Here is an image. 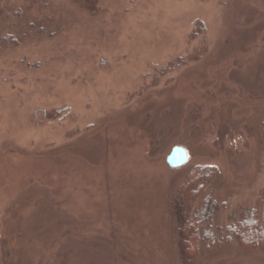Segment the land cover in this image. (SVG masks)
Returning a JSON list of instances; mask_svg holds the SVG:
<instances>
[{
	"label": "rangeland",
	"instance_id": "374dc122",
	"mask_svg": "<svg viewBox=\"0 0 264 264\" xmlns=\"http://www.w3.org/2000/svg\"><path fill=\"white\" fill-rule=\"evenodd\" d=\"M259 214L264 0H0V264H264Z\"/></svg>",
	"mask_w": 264,
	"mask_h": 264
},
{
	"label": "trees",
	"instance_id": "16d2710c",
	"mask_svg": "<svg viewBox=\"0 0 264 264\" xmlns=\"http://www.w3.org/2000/svg\"><path fill=\"white\" fill-rule=\"evenodd\" d=\"M214 172H195L186 182V184L182 188V195L185 200L193 202L197 200L200 194L203 192L204 187L214 179ZM261 214V213H260ZM259 214V222H254V220L250 221L251 223L246 224V229H244L239 235L238 239L250 246H264V227L261 225L263 219H260ZM256 216V215H255ZM259 225V226H258ZM256 226H258V234H254L256 231ZM236 229V228H235ZM258 236L260 242L253 240L254 236ZM189 246H186V249ZM185 249V252L187 251Z\"/></svg>",
	"mask_w": 264,
	"mask_h": 264
},
{
	"label": "water",
	"instance_id": "95a60500",
	"mask_svg": "<svg viewBox=\"0 0 264 264\" xmlns=\"http://www.w3.org/2000/svg\"><path fill=\"white\" fill-rule=\"evenodd\" d=\"M188 161L187 152L181 147H175L168 157V163L172 167H179Z\"/></svg>",
	"mask_w": 264,
	"mask_h": 264
}]
</instances>
